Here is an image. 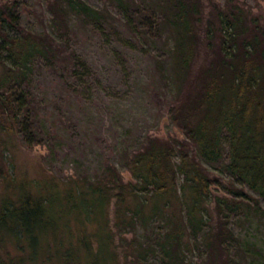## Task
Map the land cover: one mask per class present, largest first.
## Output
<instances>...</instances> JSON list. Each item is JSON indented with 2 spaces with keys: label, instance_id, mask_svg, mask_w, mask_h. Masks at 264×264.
I'll return each mask as SVG.
<instances>
[{
  "label": "trees",
  "instance_id": "trees-1",
  "mask_svg": "<svg viewBox=\"0 0 264 264\" xmlns=\"http://www.w3.org/2000/svg\"><path fill=\"white\" fill-rule=\"evenodd\" d=\"M14 1L0 0V129L24 133L37 119L36 98L27 86L32 60L39 57L76 73L79 64L86 65L71 46L70 16L97 27L114 28V23L106 7L86 0H43L50 30H34L19 21ZM109 1L133 24L136 1ZM150 2L159 30L167 27L171 36L165 68L173 89L166 111L181 135L145 134L140 147L123 159L125 179L108 161L89 179L67 173L62 180L46 174L15 181L0 168V178L12 179L14 186L0 194V264H148L153 248L161 253L159 264H185L184 249L197 242L200 257L188 264H237L233 253L248 256L249 264H264V249L249 244L229 249L238 238L224 215L233 209L264 216V206L242 185L223 183L200 162L264 195V19L240 0ZM224 141L227 158L221 161ZM213 182L229 195L212 192ZM70 215L78 223L85 218L98 224L94 245V233L74 232ZM153 216L162 220L153 242H124L120 232L117 238L110 230ZM120 248L123 262L117 258Z\"/></svg>",
  "mask_w": 264,
  "mask_h": 264
},
{
  "label": "rangeland",
  "instance_id": "rangeland-1",
  "mask_svg": "<svg viewBox=\"0 0 264 264\" xmlns=\"http://www.w3.org/2000/svg\"><path fill=\"white\" fill-rule=\"evenodd\" d=\"M86 1L93 6L106 7L112 14L114 28L107 24L97 27L75 15L70 16L71 46L86 65L79 64L76 73L50 65L39 57L32 60L27 86L36 98L32 108L37 119L32 121L29 131H24L28 137L21 130L0 129V168L8 170L14 180L46 174L62 180L67 173L89 179L99 172L105 161L112 162L125 179L129 174L123 159L131 150L140 147L145 134L166 136L176 132L181 135L166 111L173 89V81L165 68L171 36L167 27L160 25L159 30L154 5L150 0H134L139 10L134 11L133 24H127L123 11L109 0ZM240 1L264 19V0ZM14 9L25 27L50 30L43 0H15ZM200 56L201 51L198 59ZM160 63L162 70L158 67ZM226 158L224 141L221 161ZM200 162L223 183L242 185L264 206L263 194L259 195L226 170L202 158ZM13 187L12 179L3 181L0 178V194L4 190L12 191L10 188ZM210 189L228 194L219 183H211ZM207 202L209 212L214 216V202L211 199ZM106 215L108 222L114 218L110 203ZM224 215L227 225L238 238L230 250L244 244L264 249L263 215L233 209L226 210ZM70 218L74 232L91 235L99 228L93 219L81 218L84 220L78 223L74 215ZM161 225V217L153 216L145 222L136 218L119 231L113 227L110 230L116 234L120 232L124 242L129 238L153 242L152 238L157 231L160 232ZM95 238L94 233L91 235L92 245ZM116 242L120 245L119 240ZM123 249L117 251L121 262L124 261ZM200 252L198 242L184 249L185 264L197 261ZM160 256L159 250L153 248L146 261L159 264ZM233 256L237 264L250 262L248 256L241 257L238 253Z\"/></svg>",
  "mask_w": 264,
  "mask_h": 264
}]
</instances>
